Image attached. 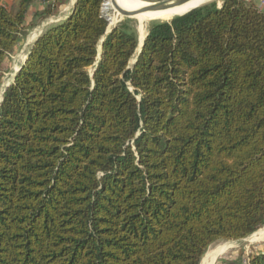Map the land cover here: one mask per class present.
Instances as JSON below:
<instances>
[{
  "label": "trees",
  "instance_id": "16d2710c",
  "mask_svg": "<svg viewBox=\"0 0 264 264\" xmlns=\"http://www.w3.org/2000/svg\"><path fill=\"white\" fill-rule=\"evenodd\" d=\"M70 2L0 0V68ZM102 3L46 25L2 93L0 264H199L264 226V10L199 5L137 53Z\"/></svg>",
  "mask_w": 264,
  "mask_h": 264
},
{
  "label": "rangeland",
  "instance_id": "374dc122",
  "mask_svg": "<svg viewBox=\"0 0 264 264\" xmlns=\"http://www.w3.org/2000/svg\"><path fill=\"white\" fill-rule=\"evenodd\" d=\"M105 1L106 0H103V3H105ZM134 1L135 0H133V1L130 0L131 3H133ZM138 1L148 3V2H153V1H157V0H138ZM213 1L216 2L217 5H219L222 0H208L202 4L213 2ZM6 3L9 4V1H6ZM202 4H200V5H202ZM67 11H68V9L66 10V12ZM66 12L64 14H66ZM102 13L105 17L109 18L108 29L113 27L116 23H118L119 21H121L124 18V17H121L120 15H118L117 12H115L113 10L111 5L108 8L102 9ZM63 15L60 18H62ZM111 18L112 19L115 18V21L113 23H110ZM170 19H167V20H170ZM153 21H164V19L144 20L142 23L143 24V37L146 34L147 26ZM126 22L135 30V34L137 36V39L140 40V37H139L140 27H139L138 18H129ZM32 32L33 31H31L27 35V37L20 44V46L17 47L16 50L5 60L2 67L0 68V100L2 98V93L4 92L5 88L7 87V85H9L11 83V81L13 80V78L15 76V73L20 68V65L24 62L29 46L31 45V43L36 38V37H34L33 40L31 39L33 37ZM100 53H101V46H98L97 58H99ZM133 59H134V57H132L130 59L129 63H132ZM89 71H92V69H89ZM257 232H255V233H257ZM255 233L251 234L245 238H242V239L218 241L216 243L211 244L208 247V249L206 250V252L204 253L199 264H209L210 262L212 264H217L218 260L220 258H229L231 256L237 255L238 253H241L243 256H246L249 252H251V251L253 252L257 249H260L261 246L262 247L264 246V239H263V241L255 240L254 239Z\"/></svg>",
  "mask_w": 264,
  "mask_h": 264
},
{
  "label": "bare ground",
  "instance_id": "6f19581e",
  "mask_svg": "<svg viewBox=\"0 0 264 264\" xmlns=\"http://www.w3.org/2000/svg\"><path fill=\"white\" fill-rule=\"evenodd\" d=\"M117 3L122 6L123 8L126 9H137L139 7H142L144 5H147L148 3L145 2H140L138 0H135L133 3L130 2V0H116ZM133 1V0H132ZM208 0H190L189 2L185 3L184 5L169 8V9H164V8H157L155 10L148 11L147 13L138 15L136 18L139 20V27H140V41L143 38V21L144 20H154V19H170L171 17L181 14L188 9L192 8L193 6L200 5ZM134 7H133V6ZM132 6V7H131ZM104 7L108 8L110 7V0H106L104 3ZM110 23H113L115 21V18L110 19ZM138 37V38H139ZM256 239V238H254ZM209 264H212L211 262Z\"/></svg>",
  "mask_w": 264,
  "mask_h": 264
},
{
  "label": "water",
  "instance_id": "95a60500",
  "mask_svg": "<svg viewBox=\"0 0 264 264\" xmlns=\"http://www.w3.org/2000/svg\"><path fill=\"white\" fill-rule=\"evenodd\" d=\"M189 1L190 0H157V1H153V2H148L147 5L139 7L137 9H131V10L123 8L122 6H120L117 3L116 0H110V5L113 8V10L115 12H117V14L120 15L121 17L136 18L138 15L147 13L148 11L155 10L157 8L169 9V8L184 5L185 3L189 2ZM197 6H199V5L193 6L192 8H195ZM192 8L188 9L187 11L191 10ZM187 11H185L181 14H184ZM181 14H178V15H181ZM144 37L141 39V41H138V43H137V49H136L137 53L141 49ZM101 42H102V39H101Z\"/></svg>",
  "mask_w": 264,
  "mask_h": 264
},
{
  "label": "crops",
  "instance_id": "0c3cea01",
  "mask_svg": "<svg viewBox=\"0 0 264 264\" xmlns=\"http://www.w3.org/2000/svg\"><path fill=\"white\" fill-rule=\"evenodd\" d=\"M6 1H9V4H7ZM14 1H15V0H4L6 6H10ZM73 3H74V0H71V2L68 3V4H67V5H66V6L60 11L59 14H57V15H52V16L48 17L47 19H45L43 22H41L36 28H34V29L32 30V31H33V32H32L33 37H32L31 39L33 40L34 37H37V35L41 33V31L44 29V27H45L46 25H48L49 23L56 22V21H58L59 19H61L60 17L66 12L67 9H69V8L72 6ZM218 6H220V4H219ZM144 36H145V35H144ZM31 39H30V40H31ZM138 41H140V40H138ZM257 231H258V232H257ZM257 231H255V232H257L258 234L254 232V233H255V237H254V238H256L255 240H261V241H263V239H264V226L261 227V229H258ZM254 233H253V234H254Z\"/></svg>",
  "mask_w": 264,
  "mask_h": 264
},
{
  "label": "built area",
  "instance_id": "2783aa9c",
  "mask_svg": "<svg viewBox=\"0 0 264 264\" xmlns=\"http://www.w3.org/2000/svg\"><path fill=\"white\" fill-rule=\"evenodd\" d=\"M247 1L253 2L258 8L264 10V0H247ZM102 9H105L104 3H102ZM106 19L109 20L108 17H106Z\"/></svg>",
  "mask_w": 264,
  "mask_h": 264
}]
</instances>
